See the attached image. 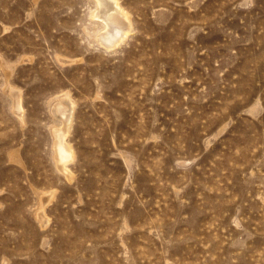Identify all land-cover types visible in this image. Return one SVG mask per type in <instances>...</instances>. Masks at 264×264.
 Here are the masks:
<instances>
[{"label":"rangeland","instance_id":"1","mask_svg":"<svg viewBox=\"0 0 264 264\" xmlns=\"http://www.w3.org/2000/svg\"><path fill=\"white\" fill-rule=\"evenodd\" d=\"M117 1L0 0V264H264V0Z\"/></svg>","mask_w":264,"mask_h":264},{"label":"bare ground","instance_id":"2","mask_svg":"<svg viewBox=\"0 0 264 264\" xmlns=\"http://www.w3.org/2000/svg\"><path fill=\"white\" fill-rule=\"evenodd\" d=\"M95 1L97 3V8L92 13V17L101 20L103 24V27L99 29L100 32L95 34L94 36L95 40L108 49L121 45L125 41L128 33L131 31L132 24L130 23L128 16H126V14L123 13L122 9L120 8L119 2L117 0H95ZM72 106L73 104L70 101L64 103L57 102V104L55 105L56 107L55 112L64 113L67 110H72L73 109ZM64 117L67 118L65 121L67 122V129H68L71 121L70 112H68V114ZM66 133L67 131L66 132L59 131L55 133L56 134L55 138H58L56 144V150H57L56 157L59 163L61 164V167L62 166L64 167L68 161V158H70V156L66 158V156L68 155V146H66L64 143V135H66Z\"/></svg>","mask_w":264,"mask_h":264}]
</instances>
